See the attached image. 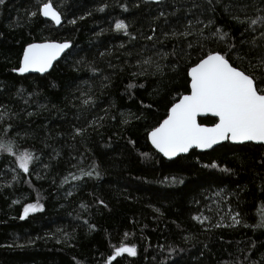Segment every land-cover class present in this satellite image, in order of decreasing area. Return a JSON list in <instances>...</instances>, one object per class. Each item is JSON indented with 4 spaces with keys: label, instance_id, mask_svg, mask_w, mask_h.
I'll use <instances>...</instances> for the list:
<instances>
[{
    "label": "trees",
    "instance_id": "16d2710c",
    "mask_svg": "<svg viewBox=\"0 0 264 264\" xmlns=\"http://www.w3.org/2000/svg\"><path fill=\"white\" fill-rule=\"evenodd\" d=\"M50 2L62 14L58 28L38 0L0 5V138L38 157L24 173L0 154V264H264V228L244 226L264 208V146L228 142L170 161L147 139L190 92L187 72L209 51L254 71L264 41L251 40L264 27L253 32L233 17L264 15V0ZM196 18L213 21L205 35L218 27L229 37L201 48L195 36L172 35ZM118 20L129 35L115 30ZM41 41L71 48L45 75L13 71L27 44ZM37 202L43 209L20 219ZM237 213L242 223L228 226ZM121 244L137 254L109 261Z\"/></svg>",
    "mask_w": 264,
    "mask_h": 264
},
{
    "label": "snow or ice",
    "instance_id": "6c2138e0",
    "mask_svg": "<svg viewBox=\"0 0 264 264\" xmlns=\"http://www.w3.org/2000/svg\"><path fill=\"white\" fill-rule=\"evenodd\" d=\"M154 2L161 3V0H154ZM38 3L41 5L38 8L40 15L49 18L56 25L61 24L62 14L57 11L50 0H38ZM207 3L214 8L213 0H207ZM4 4L5 0H0V5ZM100 10L103 11V8ZM259 11L264 10L258 9ZM31 15L36 16L37 11L32 12ZM233 19L241 24L246 23L248 29L253 32L256 31L254 27L256 25L264 27V15H257L254 19L250 17L241 19L234 16ZM71 23H75V21L73 20ZM212 23L211 19L205 22L196 18L188 21L183 32H173L172 35L185 39L195 36L201 48L204 46L203 41L211 37H218L219 41H225L229 37V33L218 27L214 31H210L209 35H205V31L210 29ZM197 25H203V27L197 28ZM115 30L122 31L126 36L129 35L128 25L122 20L116 21ZM148 39H152V37H148ZM257 39L264 41V31L260 32L259 37L252 38L251 43L254 46ZM188 46L191 48L193 45L189 43ZM226 46L229 51L234 47L232 44ZM70 47L69 42L28 43L23 49L19 67L13 71L21 75L28 72L44 73L52 66L53 61ZM226 55L227 53L221 54L219 51H209L194 66L190 67L187 72V76L190 77V94L183 95L178 102L172 103L167 118L148 133L147 139L164 157L172 159L178 154L187 153L194 147L210 149L223 141L241 145L246 142L264 144V87H262L264 76L257 80V71L264 72V57H261L257 65L251 66L254 71L246 72L233 66ZM144 63L150 64L151 60L147 59ZM156 70L161 71V65L157 64ZM136 75L137 73H133V76ZM135 86L130 83L127 87L131 89ZM206 114H211L217 119L212 127H205L197 122L198 116ZM4 118L5 113L0 111V121H3ZM75 131L76 135H81L85 129L81 128ZM0 154L13 156L14 163L18 164L19 169L24 173H28L30 165L35 159H38L31 151L17 152L14 142L3 138H0ZM212 167H217V165L213 164ZM223 170L228 171V169ZM83 175L91 177L93 172L89 171ZM72 179L78 180L80 177L73 175ZM42 209L43 206L39 202L27 204L23 208V215L20 216V219L23 220L29 213ZM258 215L259 220L255 225L245 224L244 226L264 228V208L259 211ZM193 219L203 224L207 217L202 219L197 216ZM231 219L232 224L228 225L230 227L242 223L239 213L233 215ZM215 226L220 227L221 225ZM124 253L135 256L137 254L136 247L121 244L115 248L114 253L110 254L108 259L109 261L114 260Z\"/></svg>",
    "mask_w": 264,
    "mask_h": 264
},
{
    "label": "water",
    "instance_id": "95a60500",
    "mask_svg": "<svg viewBox=\"0 0 264 264\" xmlns=\"http://www.w3.org/2000/svg\"><path fill=\"white\" fill-rule=\"evenodd\" d=\"M151 2H154V0H150ZM155 3V2H154ZM58 11V10H57ZM41 17L44 19V20H47V21H49V22H51L55 27H60L62 24H63V18H62V20H61V24L60 25H56L54 22H52L49 18H45V17H43L42 15H41ZM45 42H57V43H63V42H59V41H41V42H34V43H45ZM71 48V47H70ZM69 48V49H70ZM69 49H66L63 53H61V55L59 56V57H57V59L56 60H54L53 61V63H52V66L46 71V72H44V73H39V72H28V73H25V74H23V75H29V74H35V75H45V74H47V73H49L51 70H52V68L54 67V65L57 63V62H59L61 59H62V57L67 53V51L69 50ZM22 59V58H21ZM190 91H191V89H190ZM188 94H190V92L188 93ZM188 94H186V95H188ZM179 101V100H178ZM177 101V102H178ZM207 117H212L213 119H215L216 121H217V119L215 118V117H213L211 114H206V115H200V116H198L197 117V122L198 123H200L199 122V119H203V118H207ZM202 125V124H201ZM203 126H205V127H212L213 125H211V126H207V125H203ZM151 142V141H150ZM231 143L230 141H223V142H221L220 144H217V145H214L212 148H210V149H198V148H192V149H190L187 153H181V154H178L176 157H174V158H172V159H168L167 157H165L166 159H168V160H170V161H172V160H175L177 157H179V156H186V155H188L191 151H193V150H197L198 152H201V153H205V152H209V151H212V150H214V149H216V148H218V147H220V146H222V145H224V144H226V143ZM249 143H253V142H246L245 144H249ZM231 144H233V143H231ZM253 144H255V145H263L264 146V144H259V143H253ZM233 145H241V144H233ZM243 145V144H242ZM154 148V147H153ZM155 149V148H154ZM156 150V149H155ZM157 151V150H156ZM162 156H163V154L162 153H160ZM164 157V156H163Z\"/></svg>",
    "mask_w": 264,
    "mask_h": 264
},
{
    "label": "rangeland",
    "instance_id": "374dc122",
    "mask_svg": "<svg viewBox=\"0 0 264 264\" xmlns=\"http://www.w3.org/2000/svg\"><path fill=\"white\" fill-rule=\"evenodd\" d=\"M35 213V212H34Z\"/></svg>",
    "mask_w": 264,
    "mask_h": 264
}]
</instances>
